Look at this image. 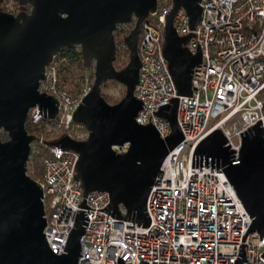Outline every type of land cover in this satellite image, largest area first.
Returning <instances> with one entry per match:
<instances>
[{"label":"water","instance_id":"1","mask_svg":"<svg viewBox=\"0 0 264 264\" xmlns=\"http://www.w3.org/2000/svg\"><path fill=\"white\" fill-rule=\"evenodd\" d=\"M157 1L18 0L28 9L17 14L0 10V264H79L81 237L89 221L85 197L93 191L108 192L110 197V202L97 210L139 226L150 225L147 200L151 186L164 158L183 138L176 118L178 96H191L192 69L201 63L198 43L195 54L184 46L195 34L180 36L173 26L174 16L183 8L188 29H194L201 16L200 0H172L170 11L164 14L161 54L176 97L152 111L168 121L171 131L161 138L151 122H136L144 108L134 93L142 66L138 40L142 23L156 10ZM134 19L133 29L121 37L130 50V60L118 70L114 32ZM71 46L80 48L85 68L94 66V82L73 114L76 122L88 128V138L78 141L65 132L56 139H43L48 145L79 153L74 177L84 189L65 252L56 254L45 238L42 186L27 170L31 144L37 137L28 133L26 123L35 106L45 117H56L59 101L40 92V83L53 56ZM110 80L126 87L125 95L115 104L108 103L102 92ZM260 125L259 119L240 132L238 158L219 129L202 138L192 155L191 167H221L251 219L233 264H249L243 251L248 231H256L259 239L264 235V139ZM2 132L8 134L7 140L2 139ZM126 143L129 147L123 153L113 149ZM260 256L264 257V251ZM118 263H124L123 259L118 257Z\"/></svg>","mask_w":264,"mask_h":264},{"label":"built area","instance_id":"2","mask_svg":"<svg viewBox=\"0 0 264 264\" xmlns=\"http://www.w3.org/2000/svg\"><path fill=\"white\" fill-rule=\"evenodd\" d=\"M171 3L156 7L142 23L138 40L142 66L134 90L144 102L136 122H151L161 138L171 127L152 111L176 97L161 54L164 14ZM199 5L201 16L194 29H188L183 8L173 18L178 35L195 34L184 46L195 54L198 43L201 63L192 69L191 96H178L176 118L183 141L168 152L151 186L147 200L151 223L143 227L97 210L110 202L109 194L90 192L85 197L91 208H85L89 221L81 237L79 264H233L238 255L241 237L251 222L248 213L221 167H191V162L194 147L215 129L221 130L229 148L235 149L234 158H238L240 132L259 119L264 139V0H200ZM61 51L46 67L39 90L59 101L54 119L64 133L83 141L90 132L73 114L92 87L94 66L93 70L86 68L77 93L63 89L60 70L67 58ZM43 119L51 118L39 113V106L29 110L30 124ZM43 139L35 138L31 153L40 150ZM45 147L43 174L36 181L43 189L45 238L52 251L61 254L84 199L81 182L74 177L79 153L55 145ZM128 147L126 143L113 149L123 153ZM121 211L126 213L124 207ZM243 245L249 264H264L260 256L264 235L259 239L256 231H248ZM118 257L124 263H118Z\"/></svg>","mask_w":264,"mask_h":264},{"label":"trees","instance_id":"3","mask_svg":"<svg viewBox=\"0 0 264 264\" xmlns=\"http://www.w3.org/2000/svg\"><path fill=\"white\" fill-rule=\"evenodd\" d=\"M172 0H158L157 1V7L159 8L160 6L170 4ZM20 5V4H19ZM22 9H28L26 6H21L20 5V11ZM19 11V12H20ZM136 24V20L134 19L131 22V27L124 33V35H128L130 31L133 29V27ZM114 37L116 41V58L114 61L115 67L117 66V61L119 58V51L117 47V40L118 38H121V28L120 26L117 27L116 31L114 32ZM124 41V39H123ZM125 43V42H124ZM126 46V44H125ZM127 47V46H126ZM126 53L130 57V50L125 49ZM61 56H65L67 58V62L64 63L63 67L61 68V87L63 89L69 90L73 93H77L78 90L80 89L81 83L83 82L85 75H86V68L83 63L82 55L80 52V48L78 46H71L68 48H64L61 51ZM127 65V63H122L118 66V70H121ZM117 68V67H116ZM93 77V75H92ZM75 79H78V82H75ZM108 82V81H107ZM105 82V84L107 83ZM104 84V85H105ZM104 97L106 101L110 104H115L120 101V99H114L113 97H110L106 94H104ZM49 124H54L55 125V130L53 131H47V127ZM26 129L28 133L36 136L38 138L44 137L46 140H52L59 138L61 135L64 134L63 127L59 126L57 123L56 119H43L39 124L32 125L28 121L26 123ZM2 139L7 140L8 139V134L6 132L2 133ZM45 144H47L44 141V144L40 148L38 152H32L30 155L29 163H28V174L34 179H40L43 174V165H42V159L47 155V149L45 147ZM33 165V166H32ZM31 166V170H30Z\"/></svg>","mask_w":264,"mask_h":264},{"label":"rangeland","instance_id":"4","mask_svg":"<svg viewBox=\"0 0 264 264\" xmlns=\"http://www.w3.org/2000/svg\"><path fill=\"white\" fill-rule=\"evenodd\" d=\"M0 10H4V11L11 12L13 14H17L20 11V5H19L18 0H0ZM130 27H131V23L124 24V25L120 26L121 37L127 36V35L125 36L124 33L126 31H128V29ZM117 47H118V51H119V58H118L116 67L118 69V66L120 64H122V63L128 64L130 57L125 52L126 51L125 49H127V47L125 46L123 38H118ZM92 68L90 70H93ZM75 82H78V79H75ZM102 92H103V95L106 94L110 97H113L114 99H120L121 100L126 93V87L117 81L110 80L105 85H103ZM53 130H55V125L49 124L47 127V131H53ZM27 167H28V165H27ZM30 170H31V166H30Z\"/></svg>","mask_w":264,"mask_h":264}]
</instances>
